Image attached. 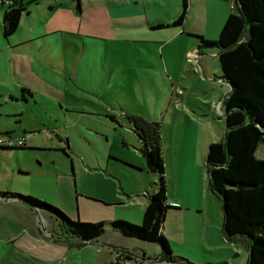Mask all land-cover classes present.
<instances>
[{
	"label": "rangeland",
	"instance_id": "rangeland-1",
	"mask_svg": "<svg viewBox=\"0 0 264 264\" xmlns=\"http://www.w3.org/2000/svg\"><path fill=\"white\" fill-rule=\"evenodd\" d=\"M137 7L143 16L144 8ZM232 7L229 0H194L190 5L188 2L182 26H178L183 32L165 42L163 39L175 27L116 30L115 38L103 43L105 49L112 51L96 61L87 56L91 66L97 65L99 75L86 68V76L80 78V92L66 86L73 97L62 108L54 98H44L43 102L30 98L25 102L27 98H21L20 88L11 81V63H6L8 70L3 68L0 50V138L6 130L13 140L22 135L19 137H25L26 145H39L36 149L28 145L0 147V191L33 196L57 207L70 219H123L139 224L141 194L150 191L158 176L147 171L137 150L136 135L125 116L133 114L157 122L163 143L167 142L170 121L175 122L176 133L181 129L195 131L202 125L209 129L212 141L222 138V100L229 86L221 76L217 47L201 44L199 36L215 40ZM180 8L181 0L178 13ZM3 9L4 4H0V48L7 45L1 32ZM90 13L99 15L98 9L96 12L84 7L83 14L77 17L79 22L67 20L63 36L69 40L74 37L69 33L103 32L100 23H88L93 28H86L85 16ZM161 14L166 16L164 11ZM76 24L81 29H76ZM21 28L25 30L24 25ZM119 32L142 35L123 40ZM153 46L161 52L160 62L155 54H149ZM55 81L68 84L60 77ZM93 86L98 87L96 93L90 91ZM172 136L179 138L177 134ZM182 138H186V132ZM255 155L264 157L262 141ZM74 162L82 166L80 171L74 172ZM218 211L219 208L217 219ZM55 233H60L58 222L47 211L34 212L16 198H0V264H98L100 260V264H112L109 258L115 250L143 259L159 258L156 244L125 237L107 223L100 236L85 242L63 236L51 242ZM170 251L173 257L163 264H245L247 253L243 242L223 240L220 232L203 247L183 246L179 253Z\"/></svg>",
	"mask_w": 264,
	"mask_h": 264
},
{
	"label": "trees",
	"instance_id": "trees-1",
	"mask_svg": "<svg viewBox=\"0 0 264 264\" xmlns=\"http://www.w3.org/2000/svg\"><path fill=\"white\" fill-rule=\"evenodd\" d=\"M80 11V0H72ZM27 2L9 0L1 15L3 37L12 34ZM4 4V0H0ZM187 1L181 0L177 16L170 22H156L151 29L181 26ZM203 45H215L223 80L230 91L222 100L224 132L218 141L207 145L204 163L208 187L220 202L221 232L226 240H240L246 248L245 264H264V157L255 155L258 143L264 144V0H233L217 38ZM136 135L137 150L147 171L158 176L150 191L144 192L146 203L139 224L123 219L108 222H85L70 219L57 207L30 195L0 191V198H16L24 204L43 209L58 222L60 233L53 240L74 237L82 242L100 236L107 223L125 237L154 243L158 256L169 261L173 256L161 232L166 208L164 162L159 124L142 117L125 116ZM21 146L18 148L25 147ZM5 147V146H0Z\"/></svg>",
	"mask_w": 264,
	"mask_h": 264
},
{
	"label": "crops",
	"instance_id": "crops-1",
	"mask_svg": "<svg viewBox=\"0 0 264 264\" xmlns=\"http://www.w3.org/2000/svg\"><path fill=\"white\" fill-rule=\"evenodd\" d=\"M18 1L22 3L28 1L29 3L27 10L21 12L15 31L7 37L2 35L3 40L7 44L5 47L0 48L3 52L1 55L3 68L8 70L6 63H11V81L20 88L21 98L22 96L27 98L25 102H28L30 98L35 99L33 102H36L37 99L43 102L44 98H54L60 108H62V104L72 102L73 95L66 90V86L80 92V78L86 76V68H92L93 74L95 76L99 75L97 65L91 66L87 56H90L91 60L96 61L98 57H102L105 53L112 51L111 49H105L103 43L107 42L108 39H114L116 30H122L123 28L144 29L146 27L149 28L150 24L156 22H170L178 13L177 6L179 2V0H101L100 2L98 0H80V11L76 12L72 0ZM193 1L188 0L187 5L188 2L190 5ZM229 1L233 2V0ZM5 5L4 3V8ZM134 5L136 7H133ZM138 5L144 8L143 16H141V11L138 10ZM84 7L85 10L94 8L96 12L98 9L99 13V15L90 13L85 16L86 28H93L88 26V23L92 26L93 23H100L103 32L91 33L95 31L85 30L83 31L84 33H69L67 35L74 37H70L68 40L67 37L63 36L64 33L62 31L66 26V21L74 19L79 22L81 19H77V17L83 14ZM161 11L166 12L165 17L161 14ZM21 25L25 26V30H22ZM74 27L81 29L79 24L74 25ZM170 27L175 28L168 33L167 36L169 37L163 39L164 41L162 42L183 32V30L179 32L178 26ZM118 34L120 35L119 38L123 40L133 39L142 35L141 32L133 34L126 32L122 34L119 32ZM49 38L57 45H52L53 42ZM86 38L90 39V41H87ZM24 44H30V48L20 47ZM158 52L157 46H153L152 52L149 54H155L158 62H160L159 54L161 55V52ZM83 59L86 60L85 63H82ZM125 65L129 71L135 73L130 66ZM153 65L154 67L162 68V65ZM2 76L4 75L2 74ZM56 77L67 81L68 84H58L55 81ZM164 77L166 79V76ZM2 88L5 87L3 86ZM5 90V92H9L8 89ZM90 91L96 93L98 87H90ZM10 95L8 94V96ZM169 123L170 130H167L168 138L166 143L162 142V137L164 139L163 132L160 134L164 162L165 194L169 205L164 212L161 232L167 240L170 250L179 253V247L188 246L194 249L199 246H205V244L210 242L211 237L217 235L218 232L221 233L223 240L225 238L221 232L219 200L208 187V174L204 163L207 145L212 142L210 131L199 125L195 131L187 132L181 129L176 133L175 122L170 121ZM184 132H186V138H182ZM1 134L9 136V132L6 130L2 131ZM173 134H177L179 138L174 139ZM19 136L22 135L17 137L19 138ZM24 142H26L25 137ZM27 145L33 149L39 147V145L34 143ZM108 154H106L105 158L108 157ZM124 160L132 163L130 160ZM73 166L75 168H73L74 172L75 170L80 171L82 167L75 162ZM153 179H156V177H153ZM143 194H141L143 199L138 202L141 215L146 203V198ZM218 208L217 219L215 213ZM141 215L139 214V216ZM131 221L137 222L136 220ZM50 241L54 242L55 240ZM21 246L24 247V245ZM157 249L159 252V248ZM115 253L116 250L113 254L111 253L112 258H109L112 264L114 263ZM108 254L111 257L110 252ZM125 254L128 256L132 255L128 252H125ZM131 257L138 259L141 264H162L164 263L163 261H167L161 257L149 259H143L135 255Z\"/></svg>",
	"mask_w": 264,
	"mask_h": 264
},
{
	"label": "built area",
	"instance_id": "built-area-1",
	"mask_svg": "<svg viewBox=\"0 0 264 264\" xmlns=\"http://www.w3.org/2000/svg\"><path fill=\"white\" fill-rule=\"evenodd\" d=\"M4 3L7 4L9 3V0H4ZM25 142H24V138L23 137H19L16 139H11L9 136H4L0 138V146H5V147H21L24 146ZM114 263L113 264H141L139 263V260L136 258H133L131 256H128L127 254H125V252H121V251H116L115 255H114ZM168 262V261H163ZM163 264V263H162Z\"/></svg>",
	"mask_w": 264,
	"mask_h": 264
},
{
	"label": "water",
	"instance_id": "water-1",
	"mask_svg": "<svg viewBox=\"0 0 264 264\" xmlns=\"http://www.w3.org/2000/svg\"><path fill=\"white\" fill-rule=\"evenodd\" d=\"M228 84V83H227ZM228 86H229V89H228V92L230 91V85L228 84ZM227 92V93H228ZM33 208V210H34V212H37V208H35V207H32ZM46 233V232H45Z\"/></svg>",
	"mask_w": 264,
	"mask_h": 264
}]
</instances>
